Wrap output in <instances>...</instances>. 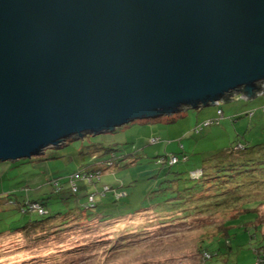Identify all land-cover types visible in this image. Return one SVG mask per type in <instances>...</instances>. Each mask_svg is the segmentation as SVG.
Returning <instances> with one entry per match:
<instances>
[{
  "label": "water",
  "instance_id": "1",
  "mask_svg": "<svg viewBox=\"0 0 264 264\" xmlns=\"http://www.w3.org/2000/svg\"><path fill=\"white\" fill-rule=\"evenodd\" d=\"M264 93V0H0V163Z\"/></svg>",
  "mask_w": 264,
  "mask_h": 264
},
{
  "label": "rangeland",
  "instance_id": "2",
  "mask_svg": "<svg viewBox=\"0 0 264 264\" xmlns=\"http://www.w3.org/2000/svg\"><path fill=\"white\" fill-rule=\"evenodd\" d=\"M217 110L222 112L221 118L218 117ZM216 118L217 124L208 126L202 124ZM201 124L202 127L195 132V128ZM241 136H244L250 145L264 143V93L249 101L232 97L231 101H222L213 107L183 110L174 115L155 119L136 120L111 132L67 140L64 147L47 148L43 156L0 163V233L9 232L27 219L12 215L11 209L15 210V207L8 204V197H5L3 191L10 190L12 200L20 201L26 193L32 199L44 198L48 201L49 214L65 215L79 211L88 193H98L103 186L120 185L119 190L127 194V197L122 199L120 212L126 210L131 212L149 207L151 203H156L158 198H161L159 196L166 195L176 188L182 190L192 187L193 182L188 180V173L201 168L203 159L225 150ZM151 137L157 138L158 143L149 144ZM90 144H102L112 148L118 157L121 154L133 153L130 154L131 157L133 155L131 160L133 164H129L128 159L120 161L112 172L101 177L96 187H84L81 181H76L80 187L77 194L79 202L70 194L58 196L53 193L51 186L48 185L49 180L62 178L60 181L67 186L68 179L64 177L80 166V160L76 156L84 147L83 162L90 163L91 157L87 155L86 148ZM240 146L238 144L236 149ZM170 152L175 153L180 159L186 156L187 161H181L171 168L161 166L158 162L160 156L169 155ZM127 157L130 158L129 155ZM177 178L180 179L178 183L174 180ZM253 192V196L244 202L255 203L257 200L263 202L254 211L258 215L255 222L261 226V233L264 236V189ZM111 193L113 191H108L102 198L96 194L98 205L95 210H102L103 206L99 204L107 202L108 198L112 197ZM237 209L214 216L198 215L196 216L200 217L198 220L192 217L189 224L174 226L158 225L159 220H153L152 214L149 216L141 214L131 220L118 219L117 222L108 224L100 223L97 220L99 217L90 223L82 220L83 217L72 218L69 224L63 226V231L56 232L44 243L28 241L27 238H22V235L1 237L0 264H202V257L196 251L195 242L198 237L208 232L205 228L211 224L207 222L218 225L223 218L234 215ZM6 210L11 211L12 216L7 217ZM111 212L117 211L112 209ZM237 212L244 213L239 209ZM63 221L64 218H61L55 225H61ZM201 221L204 224H201ZM118 227L122 230L119 233L121 239L136 242L130 247L118 246L113 237ZM126 227L133 231L137 229L139 234L128 236L124 229ZM147 227H151L149 228L151 230ZM201 227L203 229L200 230ZM101 240L108 241L104 245L99 243ZM80 244H85L83 252L74 248L71 253H67L73 246L78 247ZM112 244H115V250L111 249L108 252L106 249ZM258 244L259 240L256 237H251L248 232L238 229L230 240L235 264H254V249Z\"/></svg>",
  "mask_w": 264,
  "mask_h": 264
},
{
  "label": "trees",
  "instance_id": "3",
  "mask_svg": "<svg viewBox=\"0 0 264 264\" xmlns=\"http://www.w3.org/2000/svg\"><path fill=\"white\" fill-rule=\"evenodd\" d=\"M217 114L218 117H222V112L220 110H217ZM205 123H210L209 125L217 124L218 120L217 118L207 120L202 124L204 125ZM202 124L195 128L194 131L197 132V129L202 127ZM153 138L154 137H151L150 140ZM158 141L156 143H158ZM156 143H150L149 141V144ZM65 144L66 142L62 143L57 148L64 147L66 146ZM238 144L241 145V148L236 149ZM86 148H88L87 155L91 157L90 163L83 162L84 147L76 156V158L80 160V166L77 170L64 177L68 179L66 182L67 186L63 185L60 181L62 178H52L49 180L48 185L51 186L53 193L58 196L70 194V196L76 197L79 202L80 199L77 194L80 187L76 184V181H81L85 185L84 187H96L101 177L112 172L120 161L128 159L130 161L129 164H133V161H131L133 155L132 157L130 155L133 153L121 154L118 157L114 149L105 147L102 144H90ZM43 154L44 152L41 156H43ZM128 155L130 158L127 157ZM169 155L176 157L177 162L175 164L169 165L167 161H164ZM169 155L165 154L164 156H160L158 162L161 166L171 168L181 161H187L186 156L180 159L175 153H170ZM102 158L107 159L103 160ZM129 164H125V166ZM202 164L201 168H197L188 173L187 178L189 181L193 182L192 187L182 190L176 188L166 195L159 196L161 198H158L156 203H151L149 207L131 212H127V210L122 213L120 212L122 210V199L127 197L125 192L119 190L121 187L120 185H118V187L103 186L98 193H88L85 196V202L80 206L81 209H78L79 211L70 212L65 215L49 214L47 210L48 201L44 198L32 199L29 194L26 193L22 200H12L11 196L13 195L11 191H3V193L6 194L5 197H8V204L15 207L16 211L11 209V211H13L12 215H18L21 216V219H27H24V222L20 226L12 228L9 232L0 233V238L4 236L11 237L12 235H22V238L25 237L28 241L44 243L47 242L51 236L55 235L56 232L63 231V226L69 224L72 218L78 219L79 217L81 219L83 217L82 220H85L87 223L99 217L97 220L100 223L104 222L108 224L115 221L117 222L118 219L128 218L131 220L133 217L141 216V214H148V216L152 214L151 217H153V220H159L158 225L171 224L174 226L178 224H189L192 221V217H194V220H198L197 218H200L196 217L198 215L214 216L218 213L224 214L226 211L229 212L238 208L244 211V213L237 212V209L234 215L230 218H223L222 222L218 225L205 221V223L211 224L209 227L205 228V231L208 232L198 237L199 239L195 242L196 251L202 257V264H235L234 252L230 246V240L238 229L248 232L251 237H256L259 240L258 246L254 249V264H264V236L261 233V226L257 225L255 222L258 215L254 211L260 204H263V202L258 200L255 203H251V201L244 202L245 199L253 196V191L264 189V143L250 145L245 140V137L241 136L240 139L236 138L225 150L203 159ZM174 180L177 183L180 181L178 178ZM110 190L113 191V193H111L112 197L108 198L109 200L104 202V204H99L103 206L102 210H95L98 205V203H96V194H99L100 198H102L105 197ZM253 206L256 207L254 208ZM112 209L117 212H111ZM11 211H5L8 212L7 217L12 216L10 214ZM61 218H64L61 225H55V222ZM151 221L152 220H150V222ZM201 224L204 223L201 221ZM153 226L154 225H151V227ZM151 227H147L148 230H151L149 229ZM203 227H201L200 230L203 229ZM54 228L58 231H55ZM124 229H126L125 233L128 236L139 234L137 229H135L136 231H133L129 227ZM121 231L122 230H119L118 227V229H115L116 234H113L114 240L118 243V246L130 247L133 242H136L135 240L121 239V235L119 234ZM58 234L56 236H58ZM118 237L120 239H118ZM107 241L108 240H101L99 243L105 245ZM85 244H80L78 247L73 246L67 253H71V250H75L74 248L83 252L82 250H84ZM115 247V244H112L109 245L106 250L110 252L111 249L115 250Z\"/></svg>",
  "mask_w": 264,
  "mask_h": 264
},
{
  "label": "built area",
  "instance_id": "4",
  "mask_svg": "<svg viewBox=\"0 0 264 264\" xmlns=\"http://www.w3.org/2000/svg\"><path fill=\"white\" fill-rule=\"evenodd\" d=\"M209 124L210 123H205L204 126L209 125ZM157 141H158L157 139L153 138V139L150 140V143H156ZM238 148H241V146L238 147ZM164 161H167L169 165H173V164H175L177 162V159H176V157H174L172 155H169V157L165 158Z\"/></svg>",
  "mask_w": 264,
  "mask_h": 264
},
{
  "label": "crops",
  "instance_id": "5",
  "mask_svg": "<svg viewBox=\"0 0 264 264\" xmlns=\"http://www.w3.org/2000/svg\"><path fill=\"white\" fill-rule=\"evenodd\" d=\"M170 153H173V152H170ZM170 153H169V154H170Z\"/></svg>",
  "mask_w": 264,
  "mask_h": 264
}]
</instances>
